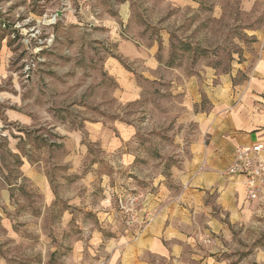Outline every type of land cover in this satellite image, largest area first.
Masks as SVG:
<instances>
[{
  "label": "rangeland",
  "instance_id": "obj_1",
  "mask_svg": "<svg viewBox=\"0 0 264 264\" xmlns=\"http://www.w3.org/2000/svg\"><path fill=\"white\" fill-rule=\"evenodd\" d=\"M7 4L0 25V193L8 188L26 209L28 200L39 195L28 173L36 169L56 195L51 210H61L64 197L79 196L81 206L73 207L80 211L79 222L73 219L68 226L73 235L63 238L65 244L53 238V245L71 248L77 238L85 248L92 246L79 235V226H89V220L106 235L135 226L142 230L144 224L127 222L118 202L136 193L144 210L158 196L173 203L167 212L177 214L182 205L191 217L208 212L225 222L228 238L216 236L227 249L210 253L220 264H251L253 252H264V196L231 195L239 186L225 172L235 146L249 140L250 129L229 132L222 118L242 107L248 114L253 111L256 83L240 68L223 78L222 86H215L219 78L212 77L207 90L224 102L217 107L203 87L200 101L193 102L171 82H183L190 74L203 82L204 63L224 73L237 68L235 62L253 52L254 31L264 27V0ZM128 43L139 55L121 53ZM207 172L211 187L195 197L197 205H190L187 187L200 188L192 179ZM22 208L16 224L23 226L29 218ZM145 257L163 261L150 253Z\"/></svg>",
  "mask_w": 264,
  "mask_h": 264
},
{
  "label": "crops",
  "instance_id": "obj_2",
  "mask_svg": "<svg viewBox=\"0 0 264 264\" xmlns=\"http://www.w3.org/2000/svg\"><path fill=\"white\" fill-rule=\"evenodd\" d=\"M6 5H8L7 0H0V25L4 21L2 13L5 11ZM254 35L253 52H245L243 55L245 60H237L235 62L237 68L231 69L229 73H224L218 68L204 63L202 66L205 70L201 73L203 75V82L199 83L196 74L188 75L183 82L178 79L171 81L175 84V88L185 91L193 102L200 101L201 94L199 88L203 87L212 103L218 107L224 102L212 98L210 94L213 93L207 90L210 88L209 82L213 80L212 77L219 78L215 86H222L220 81H224L223 78L226 76L229 79L240 68L253 78V82L256 83L254 84V90L251 91L253 95V111L248 114L249 110L242 107L236 111H226L223 114L225 117H222L224 119V126L228 125L231 127V129L228 128L229 132L238 133L241 129H250V133L247 135L249 140L246 144L241 145H250L254 142L264 143V27L263 29L255 30ZM3 45L5 44L3 43ZM130 45L128 43V46H125L127 50L125 53L123 52V48H121V53L124 56L139 55V49L135 46L131 48ZM171 45L168 41V47ZM249 65H251L250 69L245 68ZM168 66L174 65L168 64ZM215 72L217 73L215 74ZM212 88H214L213 85ZM209 111L210 109L207 112H203L207 114ZM225 136L230 137V133ZM204 152V157L207 158L209 153L207 151ZM28 173L31 178V186L39 195L28 200L26 209L25 206H21L23 204L15 202V198L11 197V192L8 188L1 189L0 264H33L36 261L42 264H94L98 262H103L102 264H184V262L186 264H197L199 261L194 259H202L201 262L203 264L222 263V261H216L217 255L212 256L210 253L213 254L214 251H217V247L220 248L219 251L221 252L227 249L226 242H223V239L218 238L216 235L227 239L228 225L220 218L208 212H204V216L194 215V217H191L190 213L183 211L185 208L182 205H179V208L183 210L178 211L177 214L167 212L168 209L174 206L173 203L171 205L170 201L162 202L163 197L158 198V196L155 197L157 200L150 199L145 203V210L148 215H151L152 212L154 213L152 216L149 215L151 219L143 226L142 230L137 229L135 226L133 229L124 228V232L121 231V233L106 235L103 233V230L99 229L89 220L87 222L89 226H79V228H83L84 230L79 235H84V237L88 238L92 246L85 248V241L77 238L70 243L71 248H63L60 244L53 245V238H59V242L65 244L66 242L63 238L73 235L72 230L68 226H71L70 222L73 219L75 223L79 222L76 219L80 215V211L73 207L77 205V207H80L82 199L79 196L75 198L64 197L62 209L51 210L53 203L57 200L51 184L45 175L36 169H30ZM211 178L212 176L208 172L203 173L202 176L198 174L193 177L191 183L200 188L188 189L187 187V191L193 197L192 200L190 198L187 199L188 203H191L190 205L192 203L193 206L197 205L198 200H195V197L199 196L200 192H204L205 189L211 187ZM228 179L232 180L233 184L239 186L232 189L230 194L246 198L245 189L241 181L239 179ZM157 186L162 189V182L158 181ZM201 189L203 191H199ZM153 195L155 196V194ZM103 201L104 199L100 200V203H106ZM7 206L12 207L15 211L12 214L7 213L5 211ZM220 206L225 209L222 204ZM16 207H18L17 210ZM21 208L29 218V223L23 226L16 224L19 221L18 218L20 216L18 211ZM102 213L104 215L107 214L106 211ZM95 215L100 224L102 220L99 217V212L95 211ZM81 220L83 219L81 218ZM107 220H110L109 216ZM138 232L139 235L136 238H130V235L133 236V233ZM194 236H197L198 239ZM202 237L205 243L201 241ZM225 239L224 241H226ZM192 248H197V250L194 249L195 252L189 251ZM201 248L210 249L208 250L209 252H206V250ZM37 253H39V256H36ZM148 253L159 257L163 261H148L145 257ZM251 259V264H264V252L262 254L260 252H253Z\"/></svg>",
  "mask_w": 264,
  "mask_h": 264
},
{
  "label": "built area",
  "instance_id": "obj_3",
  "mask_svg": "<svg viewBox=\"0 0 264 264\" xmlns=\"http://www.w3.org/2000/svg\"><path fill=\"white\" fill-rule=\"evenodd\" d=\"M225 172L228 178L241 181L248 199L255 200L264 196V143L254 142L250 145L235 146ZM139 200V194H127L124 198H119V208L128 218V223L146 225L151 217L145 213Z\"/></svg>",
  "mask_w": 264,
  "mask_h": 264
}]
</instances>
